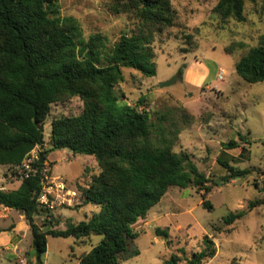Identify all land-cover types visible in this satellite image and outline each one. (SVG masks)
I'll return each instance as SVG.
<instances>
[{"label":"trees","instance_id":"obj_1","mask_svg":"<svg viewBox=\"0 0 264 264\" xmlns=\"http://www.w3.org/2000/svg\"><path fill=\"white\" fill-rule=\"evenodd\" d=\"M245 1L219 0L214 13L223 21L245 22ZM109 9L139 22L137 30L123 34L113 45L101 33L86 38L79 21L62 14L60 0H0V167L21 166L41 145L40 126L45 127L53 105L74 98L83 102L81 113L52 121L51 148L42 152L45 163L39 160L34 166L42 170L50 152L69 150L74 156L95 157L100 167L98 174L76 184L82 206H98L100 212L88 221L69 222L65 230L44 232L36 221L48 213L38 201L43 192L39 171L29 178L21 174L17 189H0V205L24 215L31 228L35 254L31 264H44L48 237L93 235L102 236V241L79 264H122L123 255L139 237L133 226L172 187L197 188L204 192L203 206L213 210L205 199L212 191L211 180L189 153L175 150L193 116L178 105L149 110L143 97L137 105L121 103L125 94L117 93L124 81L123 68L145 77L157 75L153 43L157 34L176 24L178 13L172 0H112ZM245 48L244 43H235L225 51L232 54ZM236 72L249 84L264 82V34L240 57ZM183 74L180 70V79ZM238 148L236 140L223 144L227 151ZM219 163L228 173L224 181L251 173L228 162ZM263 205L264 200L251 201L248 209ZM246 214L244 210L231 213L224 221L232 225ZM155 232L170 238L169 228ZM204 241V250L184 260L185 264H206L217 255L214 240L206 235ZM181 262L174 254L164 264Z\"/></svg>","mask_w":264,"mask_h":264},{"label":"rangeland","instance_id":"obj_2","mask_svg":"<svg viewBox=\"0 0 264 264\" xmlns=\"http://www.w3.org/2000/svg\"><path fill=\"white\" fill-rule=\"evenodd\" d=\"M111 2L60 0V6L64 16L79 21L86 38L101 33L113 45L123 34L137 30L139 22L129 15H115L109 9ZM218 2L172 0L178 13L176 24L157 34L153 43L157 75L145 77L137 70L123 68L124 81L117 89V93L125 94L126 99L121 103L137 105L143 97L149 110H165L178 105L193 116L192 123L181 132L175 150L189 153L200 171L211 180L208 186L212 191L205 199L212 204L213 210L203 206L204 192L197 188H170L148 216L133 226L139 237L123 255L122 264H164L174 254L185 264L184 260L204 250L206 235L217 247V255L206 264H264V205L248 209L251 201L264 200V82L249 84L236 72L240 57L256 46L264 34V10L262 0H246L245 22L223 21L214 13ZM235 43H244L246 48L227 54L225 49ZM192 60L203 61L210 67V86L185 87L179 71L184 72ZM174 77H177L175 84L161 87ZM82 106L79 98L53 105L45 123V147L51 144L52 121L62 116L79 115ZM231 140L238 141L240 148L224 150L223 144ZM53 152L57 164L52 176L62 177L71 189L82 179L100 172L93 156L73 157L69 150ZM219 160L251 173L245 178L224 181L228 173ZM21 174L14 168L0 167V187H5L6 191L17 189ZM59 209L63 220L72 215L75 224L88 221L100 212L98 206L83 207L82 200ZM242 210L247 212L244 218L232 225L225 223L227 216ZM13 215L19 216V213ZM157 228H169L170 238L158 237ZM102 238L93 235L82 238L83 244H74L78 239L49 237L50 260L64 264L62 255L70 253L69 247L80 256L98 245ZM31 242L30 234L22 247L31 249ZM135 252L138 254L134 255ZM0 264L16 263L0 249Z\"/></svg>","mask_w":264,"mask_h":264},{"label":"crops","instance_id":"obj_3","mask_svg":"<svg viewBox=\"0 0 264 264\" xmlns=\"http://www.w3.org/2000/svg\"><path fill=\"white\" fill-rule=\"evenodd\" d=\"M210 76H211V69L206 63L199 60H192L190 63L187 64V67L185 68L183 74V84L185 85V87L189 86L195 89L201 88L203 85L206 84L210 86ZM45 148L50 149L51 146L49 148L48 147ZM64 160L67 159L65 158ZM56 164L57 161L56 159H54V152H52L48 155L46 162V165L51 170V174L53 173L54 165ZM1 188H4V190H6L5 187H1ZM72 190H76V188ZM14 212L15 211H13L12 209L5 208L4 206L0 205V249L5 254L11 256V258L14 259L16 264H22L20 263L21 259H25L26 264H31V261L35 259L32 242L29 245L31 249L25 250L24 247H22V245H24L25 242L28 240L29 235L30 234L32 235L31 228L28 225L24 215L19 213V216L18 215L16 216L13 215ZM60 212L61 209L56 210L53 213V217L51 218V220L45 225L42 224V221L39 217H36V221L41 224L42 231L47 232L53 228L65 230L69 222L74 223L73 221L74 219L72 215H67L66 219L63 220ZM71 238H65V239H71ZM81 239H78L77 241H73V243L83 244L84 241ZM32 241H33V236H32ZM69 248H70V253L68 252L67 253L68 255L66 254L62 255V261L64 262V264H67L69 261L70 264H79L80 258L84 254L92 250L91 249L90 251L84 252L80 256H77L74 248L73 247H69ZM32 250L33 253H31ZM72 259H74L75 261H73ZM44 264H56L50 260L49 240H48L47 253L44 256Z\"/></svg>","mask_w":264,"mask_h":264},{"label":"built area","instance_id":"obj_4","mask_svg":"<svg viewBox=\"0 0 264 264\" xmlns=\"http://www.w3.org/2000/svg\"><path fill=\"white\" fill-rule=\"evenodd\" d=\"M39 160L40 148L38 146L30 153L21 166H17L14 169L22 173V178H29L33 172H40L42 176L43 192L38 201L48 213L38 217L41 219L42 224L45 225L51 220V213L53 214L59 207L64 205L72 206L75 201L81 202V195L76 190L70 189L62 177H53L48 166L44 167L42 170L36 169L34 164ZM0 189L4 190V188L1 187ZM20 263L26 264L25 259H21Z\"/></svg>","mask_w":264,"mask_h":264},{"label":"water","instance_id":"obj_5","mask_svg":"<svg viewBox=\"0 0 264 264\" xmlns=\"http://www.w3.org/2000/svg\"><path fill=\"white\" fill-rule=\"evenodd\" d=\"M177 77H174L172 80L168 81V82H164L161 84L162 88H167L173 84L176 83ZM40 130L42 132V137H41V145H40V163L44 164L45 163V157L43 155V150L45 148V141H44V132H45V127L44 126H40Z\"/></svg>","mask_w":264,"mask_h":264}]
</instances>
